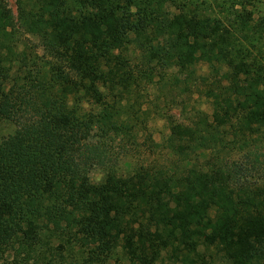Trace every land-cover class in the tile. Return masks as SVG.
Instances as JSON below:
<instances>
[{
	"label": "trees",
	"instance_id": "trees-1",
	"mask_svg": "<svg viewBox=\"0 0 264 264\" xmlns=\"http://www.w3.org/2000/svg\"><path fill=\"white\" fill-rule=\"evenodd\" d=\"M251 1L16 0L15 15L0 0V264H264V180L219 156L108 166L94 182L88 144L96 129L137 140L126 98L156 75L188 86L200 62L227 67L225 94L209 90L213 122L172 123L167 146L187 161L264 140V15Z\"/></svg>",
	"mask_w": 264,
	"mask_h": 264
},
{
	"label": "rangeland",
	"instance_id": "rangeland-1",
	"mask_svg": "<svg viewBox=\"0 0 264 264\" xmlns=\"http://www.w3.org/2000/svg\"><path fill=\"white\" fill-rule=\"evenodd\" d=\"M6 2L17 15L16 0H6ZM247 6L255 17L264 15V0H252ZM23 37L24 41L31 45H38L40 42L34 36L23 35ZM37 50L40 55L46 54L42 47ZM124 53L132 58L135 66L141 62L140 51L134 44L124 49ZM138 69L136 67L135 70ZM195 71L196 79L194 78L188 86L182 82L175 85L165 83L159 75H156L154 83L144 81L130 97L126 98L124 103H134L138 110V116L140 115L138 119H135L137 121L135 127V132L138 135L137 140L124 135L109 134L102 129L94 131V135L88 143L89 147L99 148L98 154L92 152L96 156L91 169V177L94 182L101 181L106 171L105 168L108 166L116 168L119 174L127 175L144 162L172 167L183 163H203L209 159H218L219 156H224L233 163L234 167L241 168L239 170L242 172L243 179L247 178L249 173L250 176L246 181L257 183L264 180V140L252 141L250 145L243 148L233 147L232 144L228 148L220 146V152L217 148H200L201 152L190 154L186 157L187 161L183 159V155L167 146L165 138L171 132L172 123L197 126L203 117L213 122L212 101L214 97L210 95L209 90L217 92L220 96L225 94L224 86L229 83L226 66L219 63L211 65L207 62H200L196 65ZM94 108L98 109L97 106H88L89 110ZM7 132L6 128L2 129L3 134ZM227 132H232V129L227 127L225 131L221 132V135H224L225 138L228 137V140L232 139L233 134H227ZM150 135L155 143L149 141ZM254 138L258 139V137ZM88 154L91 155V152L88 151ZM68 231L73 235L74 241L78 243L80 235L75 233V225H72ZM77 248L76 246L74 249L77 250ZM200 249L203 250V246ZM217 264L226 263L219 261Z\"/></svg>",
	"mask_w": 264,
	"mask_h": 264
}]
</instances>
